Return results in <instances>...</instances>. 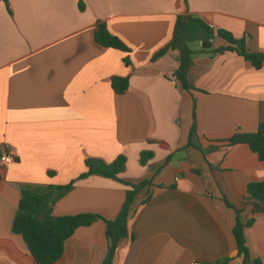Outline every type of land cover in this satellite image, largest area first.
I'll return each instance as SVG.
<instances>
[{
    "label": "crops",
    "instance_id": "1",
    "mask_svg": "<svg viewBox=\"0 0 264 264\" xmlns=\"http://www.w3.org/2000/svg\"><path fill=\"white\" fill-rule=\"evenodd\" d=\"M7 1L11 12L0 0V152L15 162L0 167V264H37L12 231L22 186H65L87 159L119 156L126 158L121 179L153 185L135 198L128 223L134 239L121 242L114 264H242L234 209L242 223L254 220L246 246L264 264V212L245 199L249 184L264 183V162L247 145L228 143L264 121V65L256 70L232 52L196 53L187 91L176 78L178 50L152 60L180 15L264 54V0ZM98 22L130 53L99 45ZM216 39L215 48L226 45ZM113 77L128 78L124 94L113 91ZM144 151L153 153L146 165ZM128 190L99 176L78 180L52 214L113 220ZM107 247L98 221L79 228L54 264H102Z\"/></svg>",
    "mask_w": 264,
    "mask_h": 264
},
{
    "label": "trees",
    "instance_id": "2",
    "mask_svg": "<svg viewBox=\"0 0 264 264\" xmlns=\"http://www.w3.org/2000/svg\"><path fill=\"white\" fill-rule=\"evenodd\" d=\"M7 10L11 12L7 0H3ZM185 2L187 0H184ZM80 11L85 9L82 2L79 3ZM218 38L225 42V46L215 48L213 40ZM95 41L104 48L120 50L129 54L130 49L116 36L112 35L106 25L98 22L95 31ZM201 42L197 52L190 48V44ZM170 50H178L180 53V66L176 72V78L184 90H191L188 84V73L192 65L193 57L196 53L210 56L222 55L227 52L238 54L244 61L260 70L264 65V54L251 52L245 39H236L230 32L225 30H214L203 19L194 15L177 16L172 38L169 43L161 48L153 56L156 61ZM124 64H131L129 57L124 58ZM111 87L117 94H124L129 87L128 78L113 77ZM192 136L196 135L195 126L192 129ZM228 143L233 145L244 144L255 153L259 161L264 162V121H260L254 133H235ZM153 158V153L142 152L140 163L146 165ZM169 159L165 163H168ZM86 170L74 181L65 186H49L47 188H35L22 186L20 188V200L16 216L14 218L12 231L20 235L34 261L37 264H54L62 258L65 251L66 242L81 227H90L98 221H103L106 225L107 254L102 264H114L115 256L120 244L126 239H134V235L128 229V223L133 217L132 205L140 191L152 186V180H143L139 183L124 181L120 175L126 169V158L117 157L112 162H107L100 158H89L85 161ZM92 176H99L116 181L127 186L126 200L113 220L104 219L98 214H77L67 216H54L53 206L65 197L72 189L76 181L84 180ZM1 180V176H0ZM151 196L143 202L147 204ZM246 202L254 207V212H264V183H252L246 189ZM227 207L234 209L226 200ZM236 212V224L233 234L236 241L238 256L242 264H262L260 260H252L250 252L246 246L244 231L253 225L254 220L246 224L240 221V212ZM230 259H223L214 264H228Z\"/></svg>",
    "mask_w": 264,
    "mask_h": 264
},
{
    "label": "built area",
    "instance_id": "3",
    "mask_svg": "<svg viewBox=\"0 0 264 264\" xmlns=\"http://www.w3.org/2000/svg\"><path fill=\"white\" fill-rule=\"evenodd\" d=\"M15 159L12 155L6 152H0V167H8L9 165L13 164Z\"/></svg>",
    "mask_w": 264,
    "mask_h": 264
},
{
    "label": "rangeland",
    "instance_id": "4",
    "mask_svg": "<svg viewBox=\"0 0 264 264\" xmlns=\"http://www.w3.org/2000/svg\"><path fill=\"white\" fill-rule=\"evenodd\" d=\"M216 42H218V44H224V42L223 41H221L220 39H216ZM199 47H200V44H197V43H192V44H190V48L192 49V50H196V49H199Z\"/></svg>",
    "mask_w": 264,
    "mask_h": 264
}]
</instances>
